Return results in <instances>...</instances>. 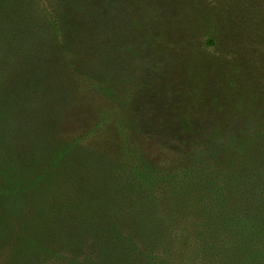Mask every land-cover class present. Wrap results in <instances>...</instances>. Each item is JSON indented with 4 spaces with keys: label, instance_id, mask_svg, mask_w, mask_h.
I'll use <instances>...</instances> for the list:
<instances>
[{
    "label": "trees",
    "instance_id": "1",
    "mask_svg": "<svg viewBox=\"0 0 264 264\" xmlns=\"http://www.w3.org/2000/svg\"><path fill=\"white\" fill-rule=\"evenodd\" d=\"M147 22L0 0V264L264 263V108L183 119Z\"/></svg>",
    "mask_w": 264,
    "mask_h": 264
},
{
    "label": "rangeland",
    "instance_id": "2",
    "mask_svg": "<svg viewBox=\"0 0 264 264\" xmlns=\"http://www.w3.org/2000/svg\"><path fill=\"white\" fill-rule=\"evenodd\" d=\"M133 1L145 11L150 43L174 60L185 80L183 119L206 116L221 132L240 110L260 113L264 0ZM251 250L246 264H253Z\"/></svg>",
    "mask_w": 264,
    "mask_h": 264
}]
</instances>
